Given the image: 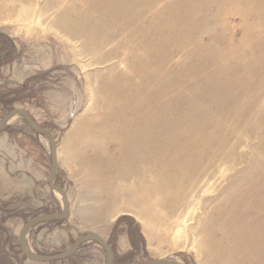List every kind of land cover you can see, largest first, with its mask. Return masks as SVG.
<instances>
[{
    "label": "rangeland",
    "instance_id": "1",
    "mask_svg": "<svg viewBox=\"0 0 264 264\" xmlns=\"http://www.w3.org/2000/svg\"><path fill=\"white\" fill-rule=\"evenodd\" d=\"M7 89L53 132L69 200L29 231L34 252L94 231L136 264H264V0H0ZM49 169L47 139L12 119L0 264H104L94 242L51 263L22 255L24 223L61 211Z\"/></svg>",
    "mask_w": 264,
    "mask_h": 264
},
{
    "label": "water",
    "instance_id": "2",
    "mask_svg": "<svg viewBox=\"0 0 264 264\" xmlns=\"http://www.w3.org/2000/svg\"><path fill=\"white\" fill-rule=\"evenodd\" d=\"M14 118H22L26 125L36 134L44 136L47 139L49 150H50V169L47 175V183L53 192L59 194L61 199V211L58 213H45L39 214L27 222L20 228L18 232V245L22 255L25 259L32 262L47 263L54 261H61L67 259L75 254L79 246L85 242H95L100 246L105 254L104 264H113L114 252L106 240L97 232L85 231L82 232L78 238L69 247L56 254H42L36 253L28 247L26 244V237L29 231L39 224H43L51 221H61L68 216L69 213V200L66 191L63 187L55 184V175L58 168L57 162V143L56 138L51 130L46 129L38 125L32 118V116L23 108L15 107L12 110L5 113L0 118V132L4 127ZM142 264H184L176 260H166V259H153L146 261Z\"/></svg>",
    "mask_w": 264,
    "mask_h": 264
},
{
    "label": "trees",
    "instance_id": "3",
    "mask_svg": "<svg viewBox=\"0 0 264 264\" xmlns=\"http://www.w3.org/2000/svg\"><path fill=\"white\" fill-rule=\"evenodd\" d=\"M9 44H10V42L8 41L6 46H8ZM25 85L27 86V83ZM25 85H24V87H25ZM15 94H16V89H13V90L7 89L5 92H2V94H0V108H1V112L3 113V115L5 113H7L8 111L13 109V105L15 102H21L22 101V99L20 97H17ZM55 183L57 184L56 179H55ZM107 243L110 245V247L112 248V250L114 252L113 245L109 241H107ZM133 246L134 245H132V247ZM134 249H135V247H134ZM137 255H139V251H133V250L129 251L128 253L123 254L121 257H116V255L114 253L113 264H134L135 261L137 260V259L135 260ZM141 256H140V261L138 264H141L145 261H149V259L145 260V258L141 257Z\"/></svg>",
    "mask_w": 264,
    "mask_h": 264
},
{
    "label": "bare ground",
    "instance_id": "4",
    "mask_svg": "<svg viewBox=\"0 0 264 264\" xmlns=\"http://www.w3.org/2000/svg\"><path fill=\"white\" fill-rule=\"evenodd\" d=\"M56 193V192H55ZM57 194V196H59V194L58 193H56ZM90 242V241H89ZM95 243V242H94ZM80 247V246H79ZM65 260V259H64ZM62 261V260H61ZM54 262H56V261H54ZM47 263H51V262H47Z\"/></svg>",
    "mask_w": 264,
    "mask_h": 264
}]
</instances>
